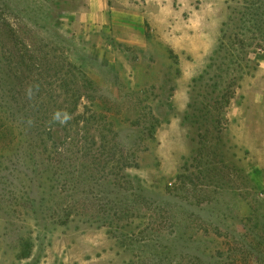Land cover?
Returning <instances> with one entry per match:
<instances>
[{"label": "rangeland", "instance_id": "rangeland-1", "mask_svg": "<svg viewBox=\"0 0 264 264\" xmlns=\"http://www.w3.org/2000/svg\"><path fill=\"white\" fill-rule=\"evenodd\" d=\"M0 116V264H264V0H0Z\"/></svg>", "mask_w": 264, "mask_h": 264}, {"label": "trees", "instance_id": "trees-1", "mask_svg": "<svg viewBox=\"0 0 264 264\" xmlns=\"http://www.w3.org/2000/svg\"><path fill=\"white\" fill-rule=\"evenodd\" d=\"M38 102V101H37ZM40 105V104H39ZM35 107H37V108H39V106H35ZM42 117H43V119H42ZM46 116H41V117H39V123L43 120V121H45V119L47 120V117L45 118ZM3 120H5V118L4 117H2V116H0V137L2 138L3 136H5L6 134H7V131H5V130H7L8 129V131H10V129H13V128H16V126H15V124L14 125H8L5 121H3ZM7 128V129H6ZM26 128V127H25ZM12 131V130H11ZM24 132H26V131H22V134L24 133ZM31 132V131H30ZM32 132H33V134H34V139H37L38 141L39 140H43L44 138V134H49V135H51V133H55L56 131H54V130H40V129H34V130H32ZM12 133V132H11ZM12 135L13 136H15L16 134L15 133H12ZM20 135V134H19Z\"/></svg>", "mask_w": 264, "mask_h": 264}]
</instances>
